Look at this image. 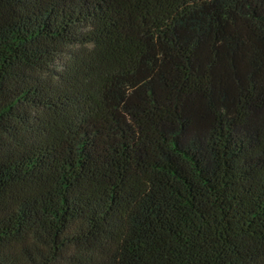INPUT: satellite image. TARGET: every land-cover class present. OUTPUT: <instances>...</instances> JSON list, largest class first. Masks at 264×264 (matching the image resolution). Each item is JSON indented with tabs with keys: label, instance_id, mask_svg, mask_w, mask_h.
Listing matches in <instances>:
<instances>
[{
	"label": "trees",
	"instance_id": "16d2710c",
	"mask_svg": "<svg viewBox=\"0 0 264 264\" xmlns=\"http://www.w3.org/2000/svg\"><path fill=\"white\" fill-rule=\"evenodd\" d=\"M0 264H264V0H0Z\"/></svg>",
	"mask_w": 264,
	"mask_h": 264
},
{
	"label": "rangeland",
	"instance_id": "374dc122",
	"mask_svg": "<svg viewBox=\"0 0 264 264\" xmlns=\"http://www.w3.org/2000/svg\"><path fill=\"white\" fill-rule=\"evenodd\" d=\"M126 31L133 38H140L149 33L151 24L146 20L129 18L124 21Z\"/></svg>",
	"mask_w": 264,
	"mask_h": 264
}]
</instances>
